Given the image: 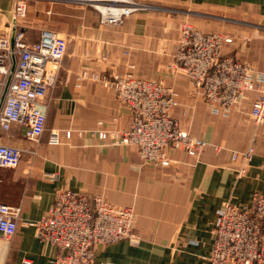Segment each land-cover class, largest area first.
Masks as SVG:
<instances>
[{"label":"crops","instance_id":"1","mask_svg":"<svg viewBox=\"0 0 264 264\" xmlns=\"http://www.w3.org/2000/svg\"><path fill=\"white\" fill-rule=\"evenodd\" d=\"M26 1L27 16L19 19L17 0H0V36L23 30L32 43L49 29L68 37V44L41 143L26 140L18 126L0 134V143L23 151L17 168H0V203L22 209L14 238L0 240V264H51L57 249L28 224L47 214L59 189L134 209L139 243L100 246L97 264H209L218 210L227 202L249 206L255 194H264V126L255 131L248 120L251 94L229 116L213 114L203 91L172 67L175 45L184 25L231 35L223 54L264 71V0H135L154 9L108 24L74 0ZM130 73L162 81L177 94L171 115L208 144L197 159L176 152L169 167L145 164L135 146L99 138L101 131L127 130L132 119L114 90L91 76ZM52 131L61 133L62 143H49ZM254 133L256 152L241 174L232 153L245 149ZM45 172L60 179L46 182Z\"/></svg>","mask_w":264,"mask_h":264},{"label":"built area","instance_id":"2","mask_svg":"<svg viewBox=\"0 0 264 264\" xmlns=\"http://www.w3.org/2000/svg\"><path fill=\"white\" fill-rule=\"evenodd\" d=\"M74 2L98 11L104 24L121 23L134 13L154 9L135 0ZM15 14L19 19L26 18V0H17ZM233 41L231 35L205 33L184 25L176 41L172 67L203 91L213 114L229 116L248 94L253 95L248 120L256 131L264 126V71L250 62L224 55L223 48ZM67 44L68 37L49 29L32 43L23 30L0 36V134L18 126L24 130L26 140L37 146L41 143L46 133L50 94L56 88ZM91 77L111 87L131 115L127 130L99 132V138L110 146H135L143 163L162 167L171 166L173 153L183 152L197 159L206 149V142L181 129L171 115V109L179 105L178 96L164 82L137 78L132 73ZM71 136V130L65 132L66 139ZM62 142L60 132L50 133V144ZM256 143L254 133L245 149L232 153V159L243 165L241 174L255 155ZM22 157L21 149L0 143V168L15 169ZM43 179L54 183L60 175L45 172ZM21 213L19 206L0 203V240L10 242L14 238ZM135 217L131 207H117L100 196L59 189L47 214L28 225L35 228L41 242L57 249L51 264H97L98 247L121 241L139 243ZM212 233L209 264H264V194H255L249 206L225 203L217 212Z\"/></svg>","mask_w":264,"mask_h":264}]
</instances>
